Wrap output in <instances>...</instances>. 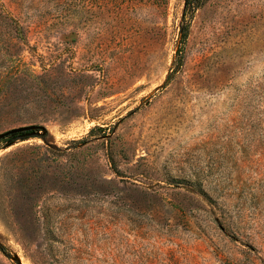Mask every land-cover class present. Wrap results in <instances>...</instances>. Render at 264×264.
<instances>
[{"label": "rangeland", "instance_id": "rangeland-1", "mask_svg": "<svg viewBox=\"0 0 264 264\" xmlns=\"http://www.w3.org/2000/svg\"><path fill=\"white\" fill-rule=\"evenodd\" d=\"M185 5L0 0V264H264V0Z\"/></svg>", "mask_w": 264, "mask_h": 264}, {"label": "trees", "instance_id": "trees-1", "mask_svg": "<svg viewBox=\"0 0 264 264\" xmlns=\"http://www.w3.org/2000/svg\"><path fill=\"white\" fill-rule=\"evenodd\" d=\"M186 5H185V15H193L194 12L200 8L206 0H185ZM184 29V28H183ZM184 34V30L182 31ZM185 35V34H184Z\"/></svg>", "mask_w": 264, "mask_h": 264}, {"label": "water", "instance_id": "water-1", "mask_svg": "<svg viewBox=\"0 0 264 264\" xmlns=\"http://www.w3.org/2000/svg\"><path fill=\"white\" fill-rule=\"evenodd\" d=\"M30 129H32L31 126H30V127L16 128V129H12V130H10V131L5 132L3 135H7V134H10V133L17 132V131H22V130H29V131H28V132L21 133V134H18V135H16L15 137H22V136L24 137V136H29V135H34V134H36L35 131L30 130Z\"/></svg>", "mask_w": 264, "mask_h": 264}]
</instances>
